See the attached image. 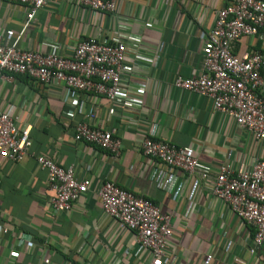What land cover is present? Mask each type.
Returning <instances> with one entry per match:
<instances>
[{"label": "crops", "instance_id": "0c3cea01", "mask_svg": "<svg viewBox=\"0 0 264 264\" xmlns=\"http://www.w3.org/2000/svg\"><path fill=\"white\" fill-rule=\"evenodd\" d=\"M226 4L227 0H117L113 13H99L76 0H51L21 34L28 7L0 0V42L11 43L21 34L22 49L46 52L59 42L66 52L87 36L116 30L138 35L128 45L127 60L132 63L137 55L133 80L145 88L138 99L137 129L127 128L119 112L110 115L108 103L98 112L96 122L114 129L122 140L120 155L115 156L74 139L76 121L92 109L90 100L73 112L67 106L69 91L61 84L43 85L24 74L13 81L0 78V106L9 105L20 127L32 125L33 140L30 153L20 161L0 156V264H153L135 232L102 210L97 190L104 178L153 199L172 215L173 236L162 264H241L238 259L264 264V244L254 254L249 250L252 226H243L206 189L194 190L189 176H180L173 191L159 187L156 162L141 151L142 139L159 126V137L190 149L213 169L227 158L246 168L253 157L264 156V141L214 110L210 98L173 83L177 75L189 78L202 72L209 31L217 10ZM255 51L264 52V29L242 37L234 47L237 55ZM94 149L100 153L97 158ZM38 154L63 166L75 165L79 179L94 178L91 190L70 210L51 212L54 193Z\"/></svg>", "mask_w": 264, "mask_h": 264}, {"label": "built area", "instance_id": "2783aa9c", "mask_svg": "<svg viewBox=\"0 0 264 264\" xmlns=\"http://www.w3.org/2000/svg\"><path fill=\"white\" fill-rule=\"evenodd\" d=\"M11 1L28 7L23 34L38 11L51 0ZM76 2L99 13H113L117 8V0ZM260 29H264V0H227V4L217 10L209 31L202 72L189 78L177 75L173 83L177 88L210 98L214 110L232 117L254 139L264 141V95L261 93L264 52L242 55L234 52L239 39L253 36ZM21 34L11 43L0 42V78L13 81L17 75L24 74L43 85L61 84L69 91L67 106L73 112L80 110L84 100H90L92 109L76 121L74 139L111 155H120L121 138L114 129L96 122V118L102 105L108 103L110 115L119 112L127 128L137 129L138 99L145 88L133 80L137 55L130 63L127 52L129 43L138 40V35L116 30L103 36L83 37L66 52L59 42L43 52L22 49L19 46ZM18 120L8 104L0 106V156L14 162L30 153L33 144L32 125L20 127ZM141 151L156 162L155 178L159 187L173 191L180 176L193 178L194 190L206 189L208 195L222 201L243 226H252L253 246L249 248L252 254L264 244V156L253 157L246 168H238L236 161L227 158L213 169L190 149L159 137V126L142 139ZM94 153L99 157L98 150L94 149ZM36 159L39 167L47 171L54 193L52 213L70 210L94 184L93 177L79 179L73 164L63 166L44 154H38ZM100 160L103 162L102 157ZM90 166L86 163L87 169ZM1 182L0 176V185ZM97 194L102 210L135 232L137 243L150 252L153 264H162L173 236L172 215L164 212L153 199L138 195L110 178H104Z\"/></svg>", "mask_w": 264, "mask_h": 264}]
</instances>
